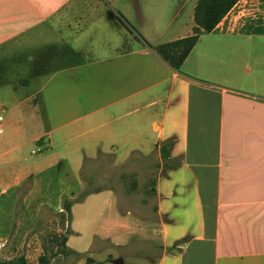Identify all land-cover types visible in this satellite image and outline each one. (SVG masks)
I'll return each instance as SVG.
<instances>
[{
	"label": "crops",
	"instance_id": "crops-1",
	"mask_svg": "<svg viewBox=\"0 0 264 264\" xmlns=\"http://www.w3.org/2000/svg\"><path fill=\"white\" fill-rule=\"evenodd\" d=\"M195 2L0 0L2 259L36 261L26 236L84 188V160L170 141L151 213H103L111 190L71 205L72 264H264V0H237L176 70L149 45L189 35Z\"/></svg>",
	"mask_w": 264,
	"mask_h": 264
},
{
	"label": "rangeland",
	"instance_id": "rangeland-1",
	"mask_svg": "<svg viewBox=\"0 0 264 264\" xmlns=\"http://www.w3.org/2000/svg\"><path fill=\"white\" fill-rule=\"evenodd\" d=\"M0 92H3L0 89ZM8 105L0 108V116L6 120L11 113L7 110ZM127 149H118L116 154L121 157ZM163 163H165L163 165ZM167 163L161 159L159 151L153 148L148 153H141L134 150L121 162H114L112 153H100L94 159H86L82 165L81 177L84 187L94 190H111L116 197L102 200L99 204L103 206L102 212L108 213V208L112 203L119 205L121 212L125 209L146 216L151 213L154 203L152 191L155 176L165 169ZM30 185V178L24 180L21 188L25 189ZM111 214V213H110ZM109 214V215H110ZM127 216V215H126ZM63 221L61 212L56 217L49 219V213H45V219L40 220L38 226L27 234L30 236L36 232L37 243L23 245L30 249L34 256L37 252L50 255L51 252L59 251L51 257L50 264H72V253L65 252L62 247L57 246L55 237L62 233L58 228H62ZM17 256V255H16ZM14 256V257H16ZM37 258V257H36ZM0 259H2L0 257Z\"/></svg>",
	"mask_w": 264,
	"mask_h": 264
},
{
	"label": "trees",
	"instance_id": "trees-1",
	"mask_svg": "<svg viewBox=\"0 0 264 264\" xmlns=\"http://www.w3.org/2000/svg\"><path fill=\"white\" fill-rule=\"evenodd\" d=\"M236 1L237 0H196L193 8L194 25L189 35L149 46H151L156 54H158L169 66L178 70L199 36L204 32L212 30ZM36 143L41 144V140H38ZM170 147V141H163L160 144L158 150L161 159L165 160L169 156ZM164 164L165 163H163V165ZM167 166H171V164ZM162 172L164 173L165 169L162 168ZM99 190L98 188L90 190L84 187L73 198L63 196L61 212L62 221L64 222L70 218V207L74 202L82 201L88 194ZM152 191L154 192V187H152ZM55 239L57 240V246L62 247L65 251V235L60 233ZM183 241L184 238L178 240V243ZM57 253H59L57 250L51 252L50 255L42 253L37 257L36 261H27L26 258L20 254L9 259H0V264H50L51 257Z\"/></svg>",
	"mask_w": 264,
	"mask_h": 264
}]
</instances>
